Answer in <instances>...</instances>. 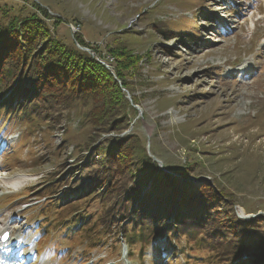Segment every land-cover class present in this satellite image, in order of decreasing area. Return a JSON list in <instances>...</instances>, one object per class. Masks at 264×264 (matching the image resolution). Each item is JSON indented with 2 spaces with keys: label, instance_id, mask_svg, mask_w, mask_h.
<instances>
[{
  "label": "rangeland",
  "instance_id": "rangeland-1",
  "mask_svg": "<svg viewBox=\"0 0 264 264\" xmlns=\"http://www.w3.org/2000/svg\"><path fill=\"white\" fill-rule=\"evenodd\" d=\"M17 2H33L53 16L72 15L75 24L69 21L56 32L60 40L76 44L81 35L100 47L103 56L79 49L112 74L103 47L132 53L139 62L127 75L131 94H124L129 102L136 98L139 119L119 129L129 120L121 117L115 132L102 133L86 120L93 109L89 99L47 108L31 121L13 117L5 124L0 117V228L11 230V264H210L197 234L202 230L177 221V214L174 221L157 224L156 216L141 213L156 233L125 246L122 228L150 191H135L124 170L114 171L109 178L121 188L110 189L119 198L106 204L110 189L101 194L107 177L91 167L101 162L96 149L117 138L138 151L141 133L145 143L140 146L157 169L180 172L187 163L197 164L185 178L174 175L179 184L215 178L244 212L264 216V0H0L7 3L0 4L1 24L13 17L9 6L22 5ZM120 113L115 110L110 121ZM139 159L146 161L143 155ZM131 163L141 166L135 153ZM94 180L102 188L89 189L99 195L84 198ZM138 194L132 202L129 197ZM164 223L179 260L165 249L151 258ZM173 236L181 237L174 243ZM253 252L254 257L245 258L249 264H264L259 251Z\"/></svg>",
  "mask_w": 264,
  "mask_h": 264
},
{
  "label": "trees",
  "instance_id": "trees-1",
  "mask_svg": "<svg viewBox=\"0 0 264 264\" xmlns=\"http://www.w3.org/2000/svg\"><path fill=\"white\" fill-rule=\"evenodd\" d=\"M20 4L22 5H15L13 8L9 6L8 14L13 17L8 18L4 24L0 23V113L5 115L0 117L6 118L4 123H9L13 117L25 116L30 121L38 119L48 109H57L69 104L73 106V101L83 99H89L93 104V109L86 114V120L92 128L98 124L97 127L102 129V133L115 132L121 117L128 116L129 120L123 128L118 127L119 129L134 125L135 120L138 122L139 118L135 119L138 112L133 106L138 104L137 100L131 96L129 102L123 89L131 94L127 75L135 71L139 60L125 48L103 47L104 56L108 55L112 59V74L92 55L79 49L78 45L103 56L100 47L91 45L81 35H76V44L71 40L66 43L60 40L56 32L65 28L67 22H76L72 15L53 16L33 2L29 6ZM39 11L43 16L37 14ZM6 15L4 11V17ZM115 110H121L120 117L110 121ZM105 118L108 120L101 124ZM139 138L138 151L132 148L130 141L124 143L121 138L112 139L117 140L116 142L100 145L96 150L101 154V162L91 167L94 173L100 169L107 177L102 185L103 188L106 187L105 192L100 190L101 196L111 187L121 188L109 177H114V171L123 170L128 178L133 179L135 191L144 192L145 188L150 191L142 196L140 206L135 209L138 217L137 214L131 215L132 221L122 228L124 232L126 229L125 236L128 240L125 245L130 247L134 240L135 243L137 240H148V236L144 237L145 233H156V227L153 230L148 229L150 225L141 213L156 216L157 224H162L167 219L174 221L176 217L172 219V215L177 214V221H184L188 228L195 226L197 230H202L197 234L203 238L202 246L208 251L205 260L210 264H231L234 261V264H249L251 261L245 258L254 257V250L259 251L260 262L263 263L264 216L259 215L249 220L237 217L235 208L238 204L235 196L215 178L212 183L199 180L188 185L179 184L178 175L181 174L185 178L186 171L197 164L188 166L187 163L180 172L159 170L140 146L145 143V136L141 133ZM133 153L141 166H132ZM139 155L146 157V161L142 162ZM95 181L86 187L84 198L96 199L99 195L97 190L102 186L98 181L94 184ZM96 186V191L89 189ZM112 191L113 188L110 189L111 195L106 204L118 202L119 193L113 197L115 192ZM138 197L139 194L129 198L132 202H137ZM167 225L164 223L165 227L161 228L163 237H158L152 245L151 258L154 259L156 250V256H159L161 250L165 249L179 260L180 252L173 253L177 248H173L171 239L166 237ZM67 227L70 228L69 225ZM73 230L77 229L72 228ZM173 237L175 243L181 236Z\"/></svg>",
  "mask_w": 264,
  "mask_h": 264
},
{
  "label": "snow or ice",
  "instance_id": "snow-or-ice-1",
  "mask_svg": "<svg viewBox=\"0 0 264 264\" xmlns=\"http://www.w3.org/2000/svg\"><path fill=\"white\" fill-rule=\"evenodd\" d=\"M15 220L14 218L10 221V223H14ZM0 231H2V235H0V246L3 247L4 251L5 252H8V251H11V244H12V239L10 237V231H9V228L8 226H5L4 229H0ZM20 239H23V237H21ZM36 237L33 236L31 237V240H35ZM31 240H26L24 241L25 243H30ZM19 243V241H17V244ZM34 247V245H33ZM44 258V257H42ZM0 264H4V261L3 260H0Z\"/></svg>",
  "mask_w": 264,
  "mask_h": 264
},
{
  "label": "water",
  "instance_id": "water-1",
  "mask_svg": "<svg viewBox=\"0 0 264 264\" xmlns=\"http://www.w3.org/2000/svg\"><path fill=\"white\" fill-rule=\"evenodd\" d=\"M79 48H81V47H79ZM81 49L87 51V49H85V48H81ZM127 98L130 99L129 96H127ZM203 179H205V178H203ZM205 180H207V179H205ZM236 209H237L238 212H239L238 217L241 218V219H249L250 217H254V216H255V215H250V214L244 215L245 212H244V210H243L242 208H240V207H236ZM258 215H259V214H258Z\"/></svg>",
  "mask_w": 264,
  "mask_h": 264
},
{
  "label": "bare ground",
  "instance_id": "bare-ground-1",
  "mask_svg": "<svg viewBox=\"0 0 264 264\" xmlns=\"http://www.w3.org/2000/svg\"><path fill=\"white\" fill-rule=\"evenodd\" d=\"M18 177V176H17ZM16 181V180H15ZM12 186H14V185H12ZM3 248V247H2ZM13 254H14V252L12 253H10V252H4V254H3V252H0V260H3L4 261V263L5 264H10V263H8L7 261H8V259L10 258V257H13ZM10 260H11V258H10Z\"/></svg>",
  "mask_w": 264,
  "mask_h": 264
}]
</instances>
